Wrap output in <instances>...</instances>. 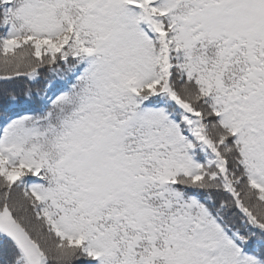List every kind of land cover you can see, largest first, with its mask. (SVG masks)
I'll use <instances>...</instances> for the list:
<instances>
[{"label": "snow or ice", "instance_id": "obj_1", "mask_svg": "<svg viewBox=\"0 0 264 264\" xmlns=\"http://www.w3.org/2000/svg\"><path fill=\"white\" fill-rule=\"evenodd\" d=\"M0 264H264V0H0Z\"/></svg>", "mask_w": 264, "mask_h": 264}, {"label": "trees", "instance_id": "obj_2", "mask_svg": "<svg viewBox=\"0 0 264 264\" xmlns=\"http://www.w3.org/2000/svg\"><path fill=\"white\" fill-rule=\"evenodd\" d=\"M19 86H20V85L17 84V83H10V84L5 85V84L3 83V81H0V88H3V87H7V88H17V87H19Z\"/></svg>", "mask_w": 264, "mask_h": 264}]
</instances>
